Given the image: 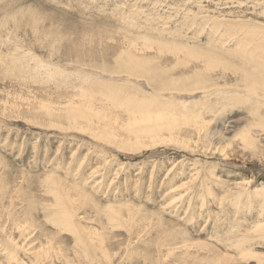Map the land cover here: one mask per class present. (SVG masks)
<instances>
[{"label": "rangeland", "instance_id": "374dc122", "mask_svg": "<svg viewBox=\"0 0 264 264\" xmlns=\"http://www.w3.org/2000/svg\"><path fill=\"white\" fill-rule=\"evenodd\" d=\"M27 15L36 17L39 31L31 30L28 26L13 29L14 19L20 21L22 16L26 19ZM231 23L244 24L251 37L261 39L258 34L264 33V0H0V55L6 65L13 58L17 59L18 64H23L21 71L28 74L37 70L50 76L51 68H56L62 74H78V67H81L79 60L68 59L63 50L52 52L54 55L47 57L43 41L39 43L35 37L57 31L58 35L67 36L70 40L86 39L85 36L89 34L87 38L95 45L107 43L118 46L122 44L121 40L129 39L137 43V49H143V39L149 37L152 41L178 43L214 54L234 50L235 55L231 56L249 63L236 55L235 43L232 42L233 48L228 40L219 39L227 34ZM122 33H126L125 36L118 35ZM105 36L110 40L114 38V41L105 42L108 40ZM152 52L147 57L154 55L155 51ZM160 54L157 57L161 68L164 64L170 70V65L174 67L176 64L173 61L176 57V61L186 62V66L181 65L177 70L185 71L197 64V60L184 58L182 53L176 54V57L166 52L162 56ZM259 58H263L261 54ZM259 64L262 65V60ZM97 65L93 63V66ZM102 69V75L111 71L107 65ZM9 76L0 68V222H7L9 226L14 219V223L23 225L25 218H15L16 212L21 210L27 213V202L33 200L27 217L35 222L31 224L37 233L32 234L31 240H26L25 244L28 242L29 246H34L27 251L42 252L46 239L56 235L51 241L55 244L61 242L60 245L69 250L66 253L69 257L72 250L85 256L75 236L58 225V221L49 222L60 209L59 205L54 204V199L60 200L59 196L62 198L64 195L60 188L50 189L48 178L55 176L66 185L81 188L96 202H89L80 211L83 212L81 215L87 218L89 226L103 235H110L109 232L116 235L111 242L121 246H118V250L124 248L125 227L113 223L110 212L107 214L105 210L107 206L129 204L140 209L133 212L144 214L147 219L141 218L145 223L151 221L153 225H150L154 227L157 219L162 221L163 229L170 231L167 237L169 248L193 244L199 248L190 249L192 253L218 254L221 259L223 256L230 257L235 264H264V109L260 111L262 116H255L248 112L247 104H227L221 98L213 97L209 101L213 108L205 107L200 114L206 121L215 120L211 127L216 130L217 139L214 137L210 145L214 152L175 144L124 152L90 136L38 125L33 115L26 112V102L33 103L34 100H37L35 104L44 102L54 106L56 98L49 89L76 94L73 88H59L64 86V78L58 74H54L52 80ZM150 80L151 87L134 81L119 82L138 87L140 93L136 94V98L139 100L156 97L164 105V101L156 96L163 94V99L171 102L174 98L171 89H167L166 84H161L158 79L156 82ZM34 82L36 85L32 84ZM12 83H27V89L17 86L14 89ZM86 88L92 90L89 85ZM124 93H121L122 98H125ZM2 104L16 106L19 118L4 116ZM174 106L180 114L181 105L176 103ZM244 128L249 130L255 142L254 148H246L239 140H233V135ZM215 143L216 146H212ZM11 195L17 199L14 197L9 203ZM5 206L12 209L11 213ZM122 207L121 215L128 217V211L124 212L126 208ZM7 213L14 215V218L8 219ZM126 217L125 220L128 219ZM260 225H263L262 228L258 227ZM5 233L8 234V230ZM154 233L151 234L153 239L157 235V232ZM41 234H45L44 237ZM13 236L15 241L19 240L17 234ZM111 242L107 245L114 252L112 247L115 245L111 246ZM196 244H201V247L204 244L210 252ZM14 247L7 237L0 234V253L4 248L6 253L15 251L25 264H31L26 260V254L24 256L21 250ZM138 247L137 250H146L143 242ZM118 250L117 253H120ZM89 255L82 260H89L85 264L95 263L96 257L92 256V252ZM131 257L114 261L115 264H143L142 255ZM0 259L6 258L1 256Z\"/></svg>", "mask_w": 264, "mask_h": 264}, {"label": "bare ground", "instance_id": "6f19581e", "mask_svg": "<svg viewBox=\"0 0 264 264\" xmlns=\"http://www.w3.org/2000/svg\"><path fill=\"white\" fill-rule=\"evenodd\" d=\"M30 13L33 14L32 12ZM21 21H23V24ZM14 22L15 25L13 29L28 26L31 30H40L36 17L34 18L31 15H27L26 19L22 16L20 21L16 18ZM5 24H7V22H5ZM250 27L253 28L252 26ZM228 29L227 34L222 35L219 39L228 40L232 47L234 46L233 43H235L238 52L236 55L247 60L249 63L231 56L235 55L233 53L234 50L228 51L226 54H214L212 51L201 52L195 48L178 45V43L152 41L149 40V37L143 39L144 48L137 49L138 46L136 42L123 38L126 33L118 34L123 35L121 36L124 39L123 41L121 40L123 45L118 44V46H115L111 44L108 45L107 43L103 45L102 43L99 44V42V45H95L94 42L91 43L92 40L87 38L89 34L87 36L84 35L86 39L78 37L81 40H76L75 38V40H70L67 36H60L57 31H52L50 34L48 33L50 36H47V33L45 36V33L42 32L44 36H39L36 33L37 36L35 37L39 43L43 41V44L46 46H44V48H46L47 57H52V55H54L52 52L63 50L65 57H68V59L79 60L83 69L76 66L80 68L78 74H62L56 70V68H51L50 76L37 70H32L30 74H28V72L21 71L23 69V64H18L17 59L13 58L12 62L6 65L5 59H3L1 55L0 68L5 71L8 77H10L9 75H16L27 78L32 77L34 79L44 78L52 80L53 75L58 74L61 78H64V86L59 88H73L75 90L76 94H73L74 92L61 91L60 89L57 91L49 89L53 97L56 98L54 106L47 105L44 102L35 104L34 102L37 100H34L33 103L26 102V112L33 115L35 121H38L36 122L38 125L46 126L49 129L60 131L69 130L80 135L90 136L105 142L112 148L122 149L124 152L147 149L161 144H175L183 148L203 149L205 152H212L213 148H211L210 145L211 143L213 144V139L216 138V130L213 129L211 125H214L213 122L215 120H213V122L206 121L200 114V110L205 107L213 108L209 103L211 98H221L227 104H247V108L249 109L248 112L255 116H262L260 111L264 109V33L259 32L258 36L261 39H256L247 33L244 29V24L238 23H231ZM108 38L106 37V39ZM110 38H113V36H110ZM113 39L105 40V42L109 40L114 41ZM86 41H88L87 45H85ZM99 41H102V39L99 38ZM151 50H153V52L155 51L154 55L147 57ZM156 52H158L157 55L161 53V56L163 52H166L168 55L169 53L171 55L175 54V57L177 56L176 54L182 53L184 54V58L197 60V64L193 65L192 63L193 66L185 71L177 70L181 65L186 66V62L176 61V57V59L173 58L176 64L174 63V67L170 65V70L166 68L164 64V67L161 68L162 65H159L160 61L158 60L159 56H155ZM260 54L263 57L261 59L259 58ZM168 55L166 57H168ZM260 60H262V65L259 64ZM50 62L58 65L53 61ZM92 62L98 65L93 66ZM109 62L112 64H109ZM106 65L110 67L111 71L102 75L104 71L102 68ZM85 70H90L91 72H85ZM94 70L98 71L99 74L95 73ZM156 71H159V73H155ZM172 72L176 74L173 75ZM177 73H179V75ZM150 79H154V82L158 79L161 84L167 85H164L167 89H171V95L174 97L171 102L167 98L163 99L165 96L163 94H158L156 96L164 101V105H162L156 97L150 100L146 98L139 100L136 98V94L140 93L138 87L133 88L125 85V82H119V80L126 82L134 81L145 87H151L149 84ZM25 84L12 83V85H14L13 88L17 86L22 89L26 87L27 89V85ZM32 84L36 85V82ZM169 84L174 86H169ZM74 85H78V87ZM86 85H89L92 90H88ZM14 89L11 88L12 91ZM12 91L10 93H12ZM122 92H125V98L121 97ZM224 93L225 97H223ZM176 103L181 105L180 114H178L174 106ZM2 106V114L4 116L13 119L19 118V111L16 106L9 105L10 107H7L3 104ZM250 135L249 130L244 128L239 130L236 135H233V140H239L241 145L246 148H254L255 142ZM233 140L230 141V143L227 142L229 146ZM212 146H216V143ZM218 151L221 150L218 149ZM221 152L223 153V151ZM48 180L51 184L50 189L60 188L64 194L62 198L58 195L60 200L54 199V204L59 205L60 209L49 222L58 221V225L63 226L67 232L75 236L77 239L76 242L80 245L85 256L77 254L72 250L70 251L71 257H69L66 254L69 253V250L65 249V247L63 248L60 245L61 242H57V240L53 239L57 242L55 244L51 241V238H54L56 235L49 239L45 237L46 247H42V252L35 253L32 252L33 250L29 252V247H31V245L29 246L28 242L27 244H25V242L33 238L32 234L36 232L31 224L34 221L31 222V219L27 217L30 215V208L33 207V200H29L27 202L28 212L22 213L21 210H19L16 212L15 216V218L17 216H21L23 219L25 218L23 221L24 224L21 225L18 222L14 223V219L12 220L14 215L10 214L11 216H9L7 213L9 216L8 219L11 218L12 220V224L7 226V222H0V234L7 237L11 244H14L15 250L17 248L21 250L24 256L26 254V260L31 264H85L89 262V260L82 259L90 257V252H92V256L96 257L97 260L93 264H115L114 259L122 261L125 256H130V258H132L131 256L141 255L144 259L143 264H235V262L232 263L233 258L223 256V259H221L219 255L214 252L215 256L207 254L200 255L199 251L198 253H192L190 249L199 248H195L196 246H193V244H190V246L169 248L167 243L169 238L167 237H169L170 233L168 232L170 231L163 229L162 221L157 219L156 226L154 227L151 226L153 225L151 221L145 223L141 218H146L144 214L140 213V216L137 212H133L134 210L139 212L140 209L137 207L133 208L131 207L132 205L129 204H122L126 208L124 212L126 210L128 211V217L123 214L124 212L122 213L123 215H121L120 211H123V209H121L122 205L107 206L105 210L107 214L110 212L109 217L113 223L125 227L126 238H124V248L122 247V250H118L119 244L116 245L111 242V240L116 238V235H112L110 232L109 234L111 236L106 234V236L103 235V233L93 229L91 225L89 226V224H87L88 222L86 223L87 218L81 215L83 212L80 211H83L84 207H87L89 202H91V204H96V202L77 186L66 185L55 176L49 177ZM14 197L15 200L17 199L16 196H12L9 198V203H12ZM5 208L7 207L5 206ZM94 209L97 210V207H94ZM6 210H9L10 213L12 211V209L8 208ZM125 217L128 219L125 220ZM155 220L156 218L154 221ZM262 226L260 225L258 227L262 228ZM101 228L100 230L102 231ZM7 230L8 234H6L7 232L5 233ZM152 232H157L154 239L151 238ZM253 232L256 233V231ZM14 234H17L21 242L13 239ZM41 235L44 237L45 234ZM108 242L112 243L111 246L115 245V247H112L115 250L114 252H112L113 249H109L110 246L107 245ZM142 242L145 244L146 250L141 248L137 250ZM200 245L201 244L197 246ZM202 245L203 247L200 246V249L206 250L209 253V247L206 248L204 244ZM33 247L34 246H32L31 249ZM116 248L120 253H117ZM119 248H121V246H119ZM5 250V248L2 250L0 257L2 256L6 259H0V264H25L22 257L15 251L6 253Z\"/></svg>", "mask_w": 264, "mask_h": 264}]
</instances>
